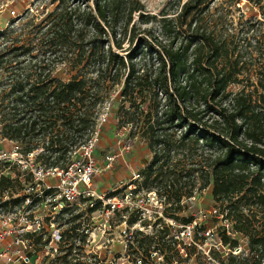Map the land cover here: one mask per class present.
<instances>
[{"label":"trees","instance_id":"16d2710c","mask_svg":"<svg viewBox=\"0 0 264 264\" xmlns=\"http://www.w3.org/2000/svg\"><path fill=\"white\" fill-rule=\"evenodd\" d=\"M89 1L53 0L41 15L37 35L48 56L21 62L28 53L23 46L0 53V84L3 72L13 83L0 89L2 134L26 150L45 141L47 162L65 167L69 151L86 141L99 109L114 98L133 124L131 137L138 134L153 153L144 186L167 196L169 215L180 219L199 183L198 190L218 204L224 224L220 234L228 250L213 252L215 258L220 264H264V68L252 88L229 91L250 52L240 50L241 38L217 37L206 27L207 0H178L174 17L163 13L165 43L132 25L134 12L143 10L136 0ZM140 16L142 24L155 18ZM142 31L146 37L138 38ZM259 34L247 46L263 54ZM57 58L73 60L78 71L69 81L51 79ZM116 87L119 93L111 97ZM139 245L146 249L143 241ZM167 245L171 264L179 253L172 242L161 244ZM236 247L243 250L235 254ZM196 263L206 264L202 256Z\"/></svg>","mask_w":264,"mask_h":264},{"label":"built area","instance_id":"2783aa9c","mask_svg":"<svg viewBox=\"0 0 264 264\" xmlns=\"http://www.w3.org/2000/svg\"><path fill=\"white\" fill-rule=\"evenodd\" d=\"M110 118L108 113L101 114L86 141L69 151L65 167L49 164L44 147L26 150L23 142L5 137L0 124V264H62V251L70 258L66 264H158L165 259L166 264L168 245L158 242L145 249L140 240L135 242L138 234L158 240L163 236L162 241L172 242L179 253L173 264L177 259L181 264H195L200 256L206 264H220L213 252L228 249L220 231L206 225V214L190 222L171 217L167 196L144 186L140 170L103 190L106 171L141 141L131 137L133 124H127L113 151L98 165L95 153L103 148L100 127ZM199 195L195 189L189 200ZM114 226H122V242L126 243L123 252L112 257L108 244L115 241ZM82 249L90 253L85 260L71 259L73 251L79 257ZM242 250L232 251L239 254Z\"/></svg>","mask_w":264,"mask_h":264},{"label":"rangeland","instance_id":"374dc122","mask_svg":"<svg viewBox=\"0 0 264 264\" xmlns=\"http://www.w3.org/2000/svg\"><path fill=\"white\" fill-rule=\"evenodd\" d=\"M53 0H0V53L8 52L13 47H21L23 46L26 53V57L23 58L21 56V62L27 59L28 57H38L40 55L45 54L46 48L43 44V38L38 34L40 32V27L38 23L40 22L41 15L43 16L44 11H48L54 7L52 3ZM140 5L143 6V10L140 12H134L133 18L134 21L132 25L135 23L137 28L144 31V29H148L151 31L155 37H157L160 41L164 43L167 40V33L164 29L161 28L160 20L163 17V13H167V17L172 18L176 15V12L181 7V4L185 1L183 0L181 4H178V0H136ZM209 7H206L203 10V20L206 24V27L209 30L215 31L217 37L222 34H226L234 36L237 38H241V47L242 49H247L250 53L244 52L242 61L240 64L241 73L237 76L238 81L233 82L229 86V91L238 92L240 91L245 85H248L252 88V85H255L260 75V72L264 68V53L262 54V50L258 51V49H254L253 47L247 46V41L253 37V35L258 32L259 36L257 38L262 41L263 33H264V0H207ZM90 5L94 6V0L89 1ZM148 14L150 17H155L151 22L147 24L140 23L141 14ZM139 32V37H146V34ZM247 36L248 39L245 40L243 37ZM138 40V39H137ZM135 41L132 48L136 47L137 42ZM125 48L129 47V42H125ZM117 50V49H116ZM240 50L233 55L231 58L234 61L237 58V55L241 52ZM261 52V53H260ZM239 54V55H240ZM261 54V55H260ZM46 56L49 53L45 54ZM65 57L72 58L71 53H67L64 51ZM61 58H57V62H55V66H53V70L51 71V79L59 80V81H69L73 75L77 74V71L74 68L73 60L68 62L67 60H60ZM17 62L14 63L16 65ZM220 65L222 64L219 63ZM4 69V68H3ZM5 71V70H3ZM9 73L3 72V77L5 79L2 80L0 84V89L5 88L7 90L10 89L12 86V82H8L6 77ZM251 85V86H250ZM111 97H115L119 93V89L116 87L110 90ZM112 98L110 101H105L102 107L99 109V116L101 114H109L111 116L110 120L101 125L100 132L102 137L106 135V138H113L114 134L116 135L115 138H119L120 132H122V127L126 126L127 119H125L122 112L118 111L119 105L117 103L113 104ZM139 140H141L140 145L142 144V149L145 152L142 154V159L140 163V167H137L142 173L146 172L152 162L153 153L148 148V145L145 141H143L138 134L136 135ZM45 141L41 142L38 147H44L46 153H48V149L44 146ZM50 153V152H49ZM53 160V158H51ZM188 162V161H187ZM106 181L109 180L107 175H104ZM143 182L145 180V175H143ZM111 180V179H110ZM199 188V183H197L196 189ZM200 195L196 199L185 200V208L182 212L179 213L180 218H188V217H199L202 214H206L207 222L206 225L208 227H212L218 231H220V227L223 224L222 217L218 215L219 208L218 204L214 201L209 199V194L206 193V190L201 192ZM208 196V197H207ZM207 197V198H206ZM187 202V203H186ZM121 216L117 218V222H119ZM205 219V220H206ZM204 220V219H203ZM172 227V226H171ZM138 228V227H135ZM176 229V227H174ZM172 230L173 232V229ZM134 229V228H133ZM178 229V228H177ZM230 230V228H229ZM134 231V230H133ZM151 229H147V233H151ZM122 226H114V230L112 235L115 238L114 242L108 244L112 250L111 256H117L120 252L124 250V244L126 242H122ZM234 233V232H230ZM134 236L130 239H133ZM127 242L130 244V241ZM158 239H151L149 236H141L137 235L135 242L137 239L143 241L144 246L150 247L155 244L163 243L161 237ZM211 242V241H209ZM127 243V244H128ZM151 243V245H149ZM137 246V243H136ZM102 252L106 255V251L103 250ZM77 252H72L71 259H76L77 261H83L89 256V252H86L82 249V251H78L79 257L75 256ZM131 255V252H130ZM56 256H59L56 254ZM67 254L65 252H60V257L62 258V264H66L64 261L70 258L65 257ZM178 258V257H176ZM197 257L195 259H198ZM50 259H53V256H50ZM166 260V259H165ZM164 260V261H165ZM74 262V260H72ZM163 261V262H164ZM160 261L158 264H165ZM173 264V263H171ZM185 264V263H184ZM197 264V263H195ZM201 264V263H199Z\"/></svg>","mask_w":264,"mask_h":264},{"label":"crops","instance_id":"0c3cea01","mask_svg":"<svg viewBox=\"0 0 264 264\" xmlns=\"http://www.w3.org/2000/svg\"><path fill=\"white\" fill-rule=\"evenodd\" d=\"M112 133L114 135L113 138H106V135H104V137L101 135L103 148L102 150H97L95 153L97 163L100 166L104 163L105 156L114 149L113 146L117 138H115L116 135L113 131ZM142 146V144L140 145V143H138L133 151L122 154V156L117 159L114 167L106 171L105 174L109 177V180L103 185V190L113 188L119 183L131 178L132 172L137 170V167H140L142 154L145 152Z\"/></svg>","mask_w":264,"mask_h":264}]
</instances>
